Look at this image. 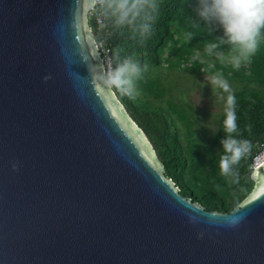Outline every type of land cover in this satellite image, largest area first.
I'll use <instances>...</instances> for the list:
<instances>
[{
    "label": "water",
    "instance_id": "1",
    "mask_svg": "<svg viewBox=\"0 0 264 264\" xmlns=\"http://www.w3.org/2000/svg\"><path fill=\"white\" fill-rule=\"evenodd\" d=\"M94 2L0 0V264H264V163L228 212L181 195L94 80Z\"/></svg>",
    "mask_w": 264,
    "mask_h": 264
},
{
    "label": "trees",
    "instance_id": "2",
    "mask_svg": "<svg viewBox=\"0 0 264 264\" xmlns=\"http://www.w3.org/2000/svg\"><path fill=\"white\" fill-rule=\"evenodd\" d=\"M198 0H155L157 9L152 12V28L142 36L136 27L116 26L112 19L104 17L98 25L94 17L89 19L97 43L109 50L111 67L131 56L147 65L137 82L135 98L121 96L113 90L130 117L144 131L153 146L157 158L163 164L165 175L179 188V193L198 202L207 210L228 212L241 203L253 188L252 161L264 148V38L254 56L234 68L230 62H200L193 58L199 48L222 35L220 30L211 33L196 16ZM223 55L231 56L229 46L221 49ZM164 57V58H163ZM181 70L212 76L222 73L225 79L240 81L241 88L233 92L236 97V116L239 138L248 139L251 152L236 166L238 178L225 176L219 168L222 152L220 140L225 135L224 113L220 116L215 134L206 147L194 138L190 115L177 104L168 102L167 108L153 104L150 99L160 100L165 87L160 71ZM177 122L184 127L185 144ZM201 145V146H197Z\"/></svg>",
    "mask_w": 264,
    "mask_h": 264
},
{
    "label": "clouds",
    "instance_id": "3",
    "mask_svg": "<svg viewBox=\"0 0 264 264\" xmlns=\"http://www.w3.org/2000/svg\"><path fill=\"white\" fill-rule=\"evenodd\" d=\"M156 9L155 0H95L91 5L94 14L101 12L119 27H136L137 20L142 17L138 27L142 36L150 33L153 20L151 13ZM195 12L199 21L206 25L211 33L217 30L222 32V35L214 36V39L205 45L207 55L222 59L221 49L228 45L233 53L230 60L234 68H239L242 62L249 61L255 55L261 39L264 38V0H198ZM99 18L97 16V19ZM93 44L96 45L97 42L93 40ZM146 69L147 65H141L139 61L127 56L112 67L94 68L93 77L107 91L115 90L121 96L135 98L138 94L137 82ZM205 77L211 90L227 93L224 98L225 135L220 140L222 152L219 168L223 175L237 179L239 174L236 166L251 152L252 144L248 139L233 135L238 132L236 97L228 81L219 72ZM48 78L50 77H45ZM239 219L240 217L234 218L232 223L238 222Z\"/></svg>",
    "mask_w": 264,
    "mask_h": 264
},
{
    "label": "rangeland",
    "instance_id": "4",
    "mask_svg": "<svg viewBox=\"0 0 264 264\" xmlns=\"http://www.w3.org/2000/svg\"><path fill=\"white\" fill-rule=\"evenodd\" d=\"M230 57L223 55L222 59L211 58L204 54L202 48H198L193 54V58L200 62H230ZM205 76L207 75L163 69L160 71V80L165 87V94L160 100L150 99V101L163 109L167 108L168 102L182 106L185 112L190 115L194 138L205 143L207 147L212 140L220 116L224 113V98L227 93H222L220 90H211ZM226 80L232 93L238 91L243 85L240 81ZM177 126H179L185 144L186 132L184 127H181L179 122H177ZM149 147L153 148L151 145Z\"/></svg>",
    "mask_w": 264,
    "mask_h": 264
},
{
    "label": "built area",
    "instance_id": "5",
    "mask_svg": "<svg viewBox=\"0 0 264 264\" xmlns=\"http://www.w3.org/2000/svg\"><path fill=\"white\" fill-rule=\"evenodd\" d=\"M97 16H99L100 18L97 19ZM91 17L95 18L96 23L98 25L102 24L100 13L97 12L96 14H94L93 11L91 10L90 13H89V18H91ZM96 47H97V49L99 50V52H100V54L102 56V59H103L104 64H105V67L106 66L107 67H111V57H110V54H109V50L101 42L97 43ZM262 157H264V148L262 149L261 153H259L256 156H254L253 161H252V165H251L252 169L258 167V165L262 162L261 161Z\"/></svg>",
    "mask_w": 264,
    "mask_h": 264
},
{
    "label": "bare ground",
    "instance_id": "6",
    "mask_svg": "<svg viewBox=\"0 0 264 264\" xmlns=\"http://www.w3.org/2000/svg\"><path fill=\"white\" fill-rule=\"evenodd\" d=\"M261 161H262V162H261L259 165H261L262 163H264V157H262ZM259 162H260V161H259ZM259 165H258V166H259Z\"/></svg>",
    "mask_w": 264,
    "mask_h": 264
}]
</instances>
